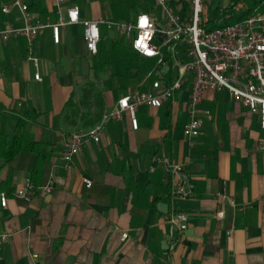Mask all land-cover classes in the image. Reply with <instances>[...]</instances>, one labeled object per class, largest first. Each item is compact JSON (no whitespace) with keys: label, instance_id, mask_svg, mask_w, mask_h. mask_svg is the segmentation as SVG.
<instances>
[{"label":"crops","instance_id":"1","mask_svg":"<svg viewBox=\"0 0 264 264\" xmlns=\"http://www.w3.org/2000/svg\"><path fill=\"white\" fill-rule=\"evenodd\" d=\"M219 1L210 10L213 20L214 9L221 8L220 17L230 2ZM38 3L43 11L31 12L54 22L50 0ZM68 4L78 6L85 20L105 15L96 0ZM139 13L158 19L150 6L130 20ZM4 23L19 25L20 12L0 11V27ZM112 33L108 45L133 57L126 39ZM147 62L153 66L143 75H126L124 62L101 69L100 55L90 56L84 47L80 25L62 29L58 44L50 30L32 46L23 38L0 44V134L11 140L20 131L41 143L50 160L40 185L49 175L54 179L49 195L18 199L15 192L31 181L34 155L21 152L9 163L0 159V189L7 196L6 208H0V236L6 237L0 239V264H264V154L255 151L263 134L258 117L225 90L203 92L200 109L208 113L201 114L197 137L183 134L188 75L160 108H137L136 130L127 113L109 121L99 142L86 144L65 168L66 137L94 126L128 92L147 90L145 76L155 60L138 56V66ZM156 71L166 83L174 79L170 63ZM36 73L41 81L34 80ZM162 153L181 164L194 184L188 198L174 197L181 178L167 172ZM83 179L91 182L89 188ZM171 212L188 218L186 230L173 238Z\"/></svg>","mask_w":264,"mask_h":264},{"label":"built area","instance_id":"2","mask_svg":"<svg viewBox=\"0 0 264 264\" xmlns=\"http://www.w3.org/2000/svg\"><path fill=\"white\" fill-rule=\"evenodd\" d=\"M213 1L152 0L154 9L160 12L158 19L147 13H139L133 20L114 22L104 18L82 19L79 7L68 4V0H50L56 19L54 22H45L29 10L26 0H0L2 14H9L14 9L21 14L19 25L4 23L0 27V44L23 38L32 46L33 40L47 30L51 32L53 43L58 44L62 29L80 25L82 41L90 56L98 53L102 29L105 28L123 36L130 49L140 58L155 60V67L145 76L147 90L137 88L128 92L117 100L111 110L105 111L94 126L86 130L78 129L66 137L61 151L65 168L69 167L86 144L99 142L109 121L119 120L127 113L131 129L136 130L137 108H160L184 85L188 75L192 78L186 105L189 121L183 128V134L188 138L201 134V114L208 113L200 109L203 92L222 89L231 100L241 103L258 117L263 137L256 141L255 151L264 154V12L253 11L234 23L208 28V24L213 21L217 25L221 18L228 20L243 10L241 5H237L233 12L226 9L227 13L213 20L210 11ZM160 18L162 21H159ZM31 60L37 67V59ZM168 63L175 72L170 83L162 80L156 71ZM34 80L41 81L38 73L34 75ZM159 160L168 173L181 178L174 197L188 198L194 184L183 175L182 165L170 160L164 153ZM53 182L52 175L38 187L26 181L14 196L18 199H28L35 194L47 196L53 190ZM83 183L87 188L91 186L87 179H83ZM6 206L7 196L0 189V208L5 209ZM168 221L171 225L170 238H173L175 231L181 233L187 228L188 218L184 213L171 212ZM125 238L126 234H121V239ZM0 239L5 240L6 237L0 236Z\"/></svg>","mask_w":264,"mask_h":264},{"label":"trees","instance_id":"3","mask_svg":"<svg viewBox=\"0 0 264 264\" xmlns=\"http://www.w3.org/2000/svg\"><path fill=\"white\" fill-rule=\"evenodd\" d=\"M36 3H29V10L30 11H43L42 7L39 5L40 0H36ZM245 0H230L228 4V8H226L228 11L233 12V8L237 5H241L243 7V10L241 13L235 14V16H238V18H242L246 16L247 14L250 13V9L246 8ZM124 2L129 3L128 5L129 8H134L135 6H140L144 11H148L147 4L148 2L152 3V0H126L123 1V3L119 2L115 6L112 14L115 16V18H123L124 16V9L127 7L124 5ZM221 11L220 7H216L214 9V20L218 19L219 13ZM215 23L214 21L208 25L213 26ZM101 44V42H100ZM100 44H99V51L95 56L100 55V68L104 69V67L107 64L110 63H126L128 66L125 69V74L126 75H143L144 72L147 69L152 68L153 63L152 62H147V63H142L141 65L138 64V55L134 53L133 57H127L126 55L119 53L118 47L113 43L112 45H108L109 50L102 51L100 53ZM108 52L114 54L112 57L113 60H110V58L107 57ZM126 59V60H124ZM132 70H134L132 72ZM70 103L67 102V106ZM97 103L100 105V101L97 98ZM22 127V124L19 123L17 124V130L19 131ZM21 152H29L34 155V163L31 169V183L34 187L40 186V183L43 181L44 174L46 171L47 166L49 165V160H50V154L46 152L43 149V146L39 142H33L29 140L28 136L24 132H17V135L13 136L11 140L8 139V137L5 134H0V159L4 161V163H9L11 162L16 155H18Z\"/></svg>","mask_w":264,"mask_h":264},{"label":"rangeland","instance_id":"4","mask_svg":"<svg viewBox=\"0 0 264 264\" xmlns=\"http://www.w3.org/2000/svg\"><path fill=\"white\" fill-rule=\"evenodd\" d=\"M96 1H99L101 3V5H103L105 15H103L102 18L117 22L118 20H117V18H115V16L112 15V11H113L115 6H118L117 4L119 2L123 3V1H126V0H96ZM244 3H245L246 8L250 9V12H253V11L254 12L255 11L264 12V0H245ZM129 4H130V2L129 3L124 2V5L127 8L124 9V15H123L124 17L121 19L122 22H124L126 20H130V18L133 17L135 13L144 11L140 6H135L134 8H129V6H128ZM219 4H220V1L215 0L210 6V10H213V8L215 6H218ZM150 6L155 12L158 13L157 15L159 18L160 17L159 10L154 9L153 3L148 2V4H147L148 9L150 8ZM224 12L227 13L228 11L225 10ZM235 14H237V13H235ZM235 14L228 20L221 18L217 25H213V26L208 25L207 27L213 28V27H216L219 25H224V24H229V23H234L236 21H239L241 18H238V16H235ZM159 21H162L161 18L159 19ZM112 32H114V31L109 30V31L104 32V39L102 40V42L100 44V53L102 51H105L106 49L109 50L108 44H109V42H111V40H113V37H112L113 33ZM113 56H114V54L108 52L107 57L110 58V60H113L112 59Z\"/></svg>","mask_w":264,"mask_h":264}]
</instances>
